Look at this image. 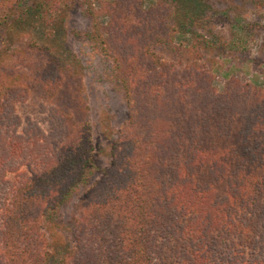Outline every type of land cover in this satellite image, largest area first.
I'll return each instance as SVG.
<instances>
[{"label":"trees","instance_id":"trees-1","mask_svg":"<svg viewBox=\"0 0 264 264\" xmlns=\"http://www.w3.org/2000/svg\"><path fill=\"white\" fill-rule=\"evenodd\" d=\"M96 1L32 3L47 24L86 5L84 34L127 110L108 167L73 204L59 264H264V84L230 76L219 89L210 67L159 57L155 45L185 48L170 4ZM20 41L0 64V264H56L44 223L87 177L90 108L75 63ZM31 99L48 127L21 113Z\"/></svg>","mask_w":264,"mask_h":264},{"label":"rangeland","instance_id":"rangeland-1","mask_svg":"<svg viewBox=\"0 0 264 264\" xmlns=\"http://www.w3.org/2000/svg\"><path fill=\"white\" fill-rule=\"evenodd\" d=\"M35 1L38 0H0V64L6 62L7 56L25 37L46 44L52 51L75 63L83 77L90 108L93 159L87 177L77 186L67 205L50 215L44 223L50 250L56 264H59L72 247L70 217L73 204L89 191L108 167L110 144L125 122L127 110L110 59L101 55L84 34L90 25L86 5L62 7L63 11L47 24L42 18L43 8L32 6ZM90 1L97 8V1ZM141 1L145 9L157 1L170 4V17L175 29L174 47L193 46L194 51L199 52V56L192 54L189 57L190 53L184 52L183 48L177 58L175 51L155 45L153 48L159 57L168 61L181 60L182 63L189 59L210 67L213 83L219 89L230 76H240L253 85L264 84V0ZM152 12L156 19L157 11ZM19 109L25 116H38L41 120L46 117L40 112L45 110H40L41 105L36 99L20 105ZM43 123L48 127L47 122L43 120Z\"/></svg>","mask_w":264,"mask_h":264}]
</instances>
